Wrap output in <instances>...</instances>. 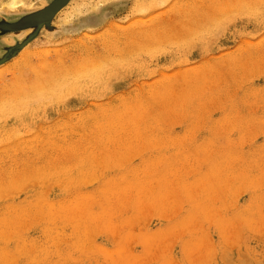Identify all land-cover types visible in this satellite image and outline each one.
I'll return each instance as SVG.
<instances>
[{
    "label": "rangeland",
    "instance_id": "obj_1",
    "mask_svg": "<svg viewBox=\"0 0 264 264\" xmlns=\"http://www.w3.org/2000/svg\"><path fill=\"white\" fill-rule=\"evenodd\" d=\"M18 1L0 264H264V0Z\"/></svg>",
    "mask_w": 264,
    "mask_h": 264
},
{
    "label": "water",
    "instance_id": "obj_2",
    "mask_svg": "<svg viewBox=\"0 0 264 264\" xmlns=\"http://www.w3.org/2000/svg\"><path fill=\"white\" fill-rule=\"evenodd\" d=\"M57 2H53L50 6H48L47 8H51L53 7L54 5H56L58 3L59 0H56ZM62 1L60 4H59V8L57 10H54L53 14L49 15V16H46V17H38V14H40L42 11L36 13V14H33L31 16H28L24 19H22L18 24H16L13 28L15 30H22V29H26V28H29V27H32V26H35V25H42V24H48L50 23V21L52 20V18L54 17V15L59 12L63 7L66 6V4L70 1V0H60ZM59 1V2H60ZM54 4V5H53ZM46 8V9H47ZM46 11V10H45Z\"/></svg>",
    "mask_w": 264,
    "mask_h": 264
},
{
    "label": "bare ground",
    "instance_id": "obj_3",
    "mask_svg": "<svg viewBox=\"0 0 264 264\" xmlns=\"http://www.w3.org/2000/svg\"><path fill=\"white\" fill-rule=\"evenodd\" d=\"M10 1H11V0H10ZM17 1H18V0H17ZM59 1H60V0H59ZM59 1H58V3H57L56 5L53 4V5H54L53 7H51V8L49 7V8H47V9H45L46 11L44 10V11H42L40 14H38V17H43V18H44V17H46V16H49V15L53 14L54 10H57V9L59 8V7H58L59 4L62 2V1H60V2H59ZM8 2H9V1H8ZM54 2H57V1L55 0ZM6 3H7V2H6ZM11 3H12V2H11ZM15 3H17V2H13L12 4H10V3H9V4H10V6L14 7V6H15ZM18 3H21V2L18 1ZM16 5H17V4H16ZM8 6H9V5H8ZM29 6H30V5H29ZM57 7H58V8H57Z\"/></svg>",
    "mask_w": 264,
    "mask_h": 264
},
{
    "label": "flooded vegetation",
    "instance_id": "obj_4",
    "mask_svg": "<svg viewBox=\"0 0 264 264\" xmlns=\"http://www.w3.org/2000/svg\"><path fill=\"white\" fill-rule=\"evenodd\" d=\"M55 1V0H54Z\"/></svg>",
    "mask_w": 264,
    "mask_h": 264
}]
</instances>
